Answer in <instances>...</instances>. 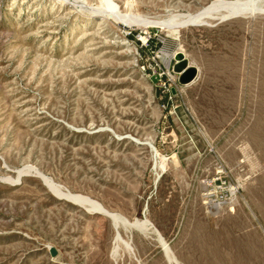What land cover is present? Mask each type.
Returning <instances> with one entry per match:
<instances>
[{"label":"rangeland","instance_id":"obj_1","mask_svg":"<svg viewBox=\"0 0 264 264\" xmlns=\"http://www.w3.org/2000/svg\"><path fill=\"white\" fill-rule=\"evenodd\" d=\"M101 1L0 0V264H264V12L176 36ZM112 1L165 19L214 0Z\"/></svg>","mask_w":264,"mask_h":264},{"label":"bare ground","instance_id":"obj_2","mask_svg":"<svg viewBox=\"0 0 264 264\" xmlns=\"http://www.w3.org/2000/svg\"><path fill=\"white\" fill-rule=\"evenodd\" d=\"M262 0H214L209 5L204 6L200 10L194 13H179L172 14L168 18L165 19H148L144 18L140 15H134L131 11L130 13H124L121 11L118 6L112 0H102L100 6L102 12L105 17L113 18L116 21L124 20L130 23H138L143 26H152V27H161L164 29H168L172 34L178 36L180 29L191 26V25H204L208 24L210 20L214 19H227L231 17H248L258 14L256 12L263 13L264 12V4L261 2ZM93 10V9H92ZM100 11V10H99ZM98 11V12H99ZM121 21L119 23L125 26H131L130 23ZM177 52L174 54L171 59L177 62L178 54ZM182 53V52H181ZM170 59V60H171ZM168 61V66L170 68L173 67V64ZM25 172V171H24ZM33 172H36L33 171ZM21 173H23L21 171ZM38 175L42 176L43 183L47 186V188L59 199L66 200L70 203L76 204L80 207L87 209L89 212L93 213H102L105 216L109 217L113 224L118 227L120 225L139 228L140 230L146 232L155 231L154 226L148 220H136L130 221L125 216L121 214L111 212L103 207L98 201L91 199L88 196H84L81 194H74L69 190H65L59 184H57L52 178L40 173L36 172ZM151 234V233H150ZM153 234V233H152ZM161 244L165 250L166 255L169 259H171L170 247L167 242L162 238V236H158ZM121 247L120 242L114 246V250L117 251Z\"/></svg>","mask_w":264,"mask_h":264},{"label":"water","instance_id":"obj_3","mask_svg":"<svg viewBox=\"0 0 264 264\" xmlns=\"http://www.w3.org/2000/svg\"><path fill=\"white\" fill-rule=\"evenodd\" d=\"M256 13H260L259 11ZM178 60L174 66V71L180 74L179 81L183 85H187L195 81L198 76V69L194 66H191L188 62V59L183 53L178 54ZM51 255L56 256L57 250L52 247L50 249Z\"/></svg>","mask_w":264,"mask_h":264}]
</instances>
